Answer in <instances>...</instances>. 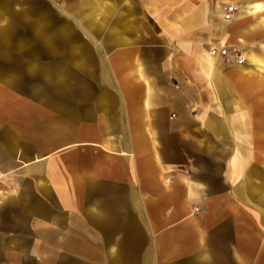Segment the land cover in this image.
I'll use <instances>...</instances> for the list:
<instances>
[{"label": "crops", "instance_id": "obj_1", "mask_svg": "<svg viewBox=\"0 0 264 264\" xmlns=\"http://www.w3.org/2000/svg\"><path fill=\"white\" fill-rule=\"evenodd\" d=\"M80 2L0 0V264H264V169L209 127L204 19L166 34L129 0L97 31Z\"/></svg>", "mask_w": 264, "mask_h": 264}, {"label": "bare ground", "instance_id": "obj_2", "mask_svg": "<svg viewBox=\"0 0 264 264\" xmlns=\"http://www.w3.org/2000/svg\"><path fill=\"white\" fill-rule=\"evenodd\" d=\"M113 1L116 4L111 3L112 0H81V8L88 10L83 18L86 24L93 27L94 22L101 19L97 31H103L106 19L122 18L121 6L127 3V9L131 8L129 0ZM138 1L144 2L146 9L153 16L159 15V18L164 19L163 30L166 34L179 36L190 29L193 31V28L197 29L201 26L204 18L201 12L204 4L201 0ZM158 3L162 4L161 10L157 8ZM225 3L237 5L240 11L232 24L219 23V35L214 36L210 41L221 38L222 43L211 49L207 45V50L204 51L202 59L200 58V64L204 69L208 67L206 65L214 68V82L219 85L218 92L214 93L213 97L216 98L217 95L220 102L218 107H212L209 111L211 116L209 127L216 135L223 138L224 145L229 149L226 161L228 166L237 168V174L241 173L246 183L250 184L252 179L250 168L256 164L264 169V60L253 53L250 60L255 65V69L235 64V67L228 72L218 61L232 48L249 50L255 47L260 53H264V0H217V4H214L216 8L213 11L207 10L204 12L205 15L211 13L213 18L220 17L226 10ZM57 11L64 12L60 7H57ZM163 15L167 17L163 18ZM168 19L176 20L171 22ZM183 19H186L185 28L181 25ZM197 49L201 50L202 47L198 46ZM119 79L125 82L140 80V77L133 69ZM197 108L201 110V107ZM256 175L259 179H264V172H256ZM259 195V203L264 207L263 188Z\"/></svg>", "mask_w": 264, "mask_h": 264}, {"label": "rangeland", "instance_id": "obj_3", "mask_svg": "<svg viewBox=\"0 0 264 264\" xmlns=\"http://www.w3.org/2000/svg\"><path fill=\"white\" fill-rule=\"evenodd\" d=\"M177 1L179 2L180 0H177ZM201 2H202V4H204L202 6L203 9L201 10V12L204 14L203 19H204L206 26L208 28L207 30L209 32L211 31V34L208 33L210 35V37L208 35V38H210V40H212L211 38H213L214 36L219 35L218 34L219 23H221V24L225 23L227 25H228V23L232 24L233 20L236 18V16L238 15V13L240 11V9L237 5H235L233 3H225L224 7H226V8L235 7L236 10H235V14H234L233 18L230 21H227L225 19L224 13L220 17L216 16L215 18H213V15L211 13H210V15L209 14L205 15L204 12H206L207 10L213 11L216 8V7L214 8V6H215L214 4L215 3L217 4V0H201ZM181 3H182V1H181ZM205 7H206V9H205ZM164 16L167 17V15H164ZM150 19H153V18L150 17ZM211 19H213V20H211ZM220 39L213 41V42L209 41L208 47H210V49H211L214 46L221 45L222 41ZM253 53H255L256 55H258L260 58H262L264 60V53H260L257 50V48L253 47L249 50H241L238 48L229 49V51H227V53L225 55H223L221 57V60H219L218 62L220 63L221 66L224 67V70L227 72L230 71L232 67H235V64H238L240 66H245L248 69H255V65H253V63L250 60ZM241 61H243L244 63L240 64ZM213 76H214V72H213ZM206 79H212V77H210L209 73H208V75H206ZM212 94H214V93L211 91L205 95L206 104L210 103V100L213 98ZM213 100L215 101L216 99H213ZM215 104H218V103H215ZM215 104H213V107L218 106Z\"/></svg>", "mask_w": 264, "mask_h": 264}, {"label": "built area", "instance_id": "obj_4", "mask_svg": "<svg viewBox=\"0 0 264 264\" xmlns=\"http://www.w3.org/2000/svg\"><path fill=\"white\" fill-rule=\"evenodd\" d=\"M54 1L58 2L59 0H54ZM235 10H236L235 7L226 8V10L224 11V16L227 21H230L233 18L235 14Z\"/></svg>", "mask_w": 264, "mask_h": 264}]
</instances>
